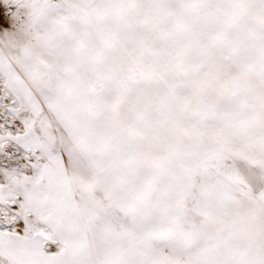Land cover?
<instances>
[{"label": "snow or ice", "instance_id": "snow-or-ice-1", "mask_svg": "<svg viewBox=\"0 0 264 264\" xmlns=\"http://www.w3.org/2000/svg\"><path fill=\"white\" fill-rule=\"evenodd\" d=\"M0 264H264V0H0Z\"/></svg>", "mask_w": 264, "mask_h": 264}]
</instances>
